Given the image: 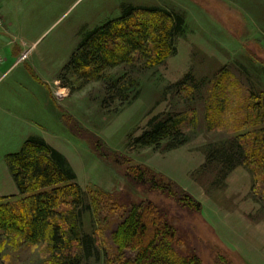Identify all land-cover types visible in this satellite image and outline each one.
Here are the masks:
<instances>
[{
	"label": "rangeland",
	"instance_id": "1",
	"mask_svg": "<svg viewBox=\"0 0 264 264\" xmlns=\"http://www.w3.org/2000/svg\"><path fill=\"white\" fill-rule=\"evenodd\" d=\"M122 5L173 11L185 27L163 65L109 71L108 77L130 71L137 83L130 96L139 93L123 106L103 107L102 82L55 77L83 34L118 17ZM0 17L8 29L0 34L29 56L0 80V196L16 194L6 156L26 137L41 136L66 159L85 202L95 201L80 230L99 236L98 255L82 264H107L104 248L112 251L108 238L119 212L101 192L167 208L185 236L181 253L191 249L200 264H264V180L242 162L225 161L227 147L239 145L259 122L252 105L264 97V0H0ZM12 49L0 76L15 62ZM185 78L187 87L179 89ZM165 114L182 121L184 146L130 145L151 117ZM128 166H144L178 186L201 210L131 185ZM0 264L54 263L46 245L0 233Z\"/></svg>",
	"mask_w": 264,
	"mask_h": 264
},
{
	"label": "trees",
	"instance_id": "2",
	"mask_svg": "<svg viewBox=\"0 0 264 264\" xmlns=\"http://www.w3.org/2000/svg\"><path fill=\"white\" fill-rule=\"evenodd\" d=\"M184 27V19L173 11L122 5L118 17L83 34L58 79L72 75L83 85L102 82L103 107L115 101L122 106L128 104L139 93L137 90L130 96L137 87L132 73L127 70L108 77L109 71L123 66L146 70L163 65L175 54V39L183 34ZM189 79L179 82L178 88H186ZM254 99L252 112L258 125L249 129L239 145L227 147L231 153L225 161L228 165L242 162L263 182L264 126L259 125L264 122V97ZM188 140L182 121L165 114L151 117L130 145L153 149L164 145L172 150ZM96 152L109 160L107 154ZM5 162L16 194L0 196V233L20 238L28 246L46 245L54 264H82L96 257L99 236L80 230L82 215L92 211L95 201L92 198L90 203L85 202L66 159L42 138L32 136L18 152L7 155ZM126 171L130 178L126 174L124 177L131 185L150 187L188 210H201L188 193L148 168L128 166ZM101 194L119 212L108 238L111 254L104 248L107 264H200L191 249L181 253L185 236L174 226L167 208L147 200H121L120 196Z\"/></svg>",
	"mask_w": 264,
	"mask_h": 264
},
{
	"label": "crops",
	"instance_id": "3",
	"mask_svg": "<svg viewBox=\"0 0 264 264\" xmlns=\"http://www.w3.org/2000/svg\"><path fill=\"white\" fill-rule=\"evenodd\" d=\"M8 32V29L7 27H4V22L2 20V18L0 17V32ZM3 35L0 34V71H1V68L3 65H5L7 62H8V59L9 58H6V54H5V51H9V49L11 48V46H13V49L11 50L12 52V55H14V60L15 62L0 76V80L4 78V76L9 72V71H12L11 69L14 68L16 65H19L17 64V59H18V55L22 52V50L17 46L16 47V44L12 45L11 43L12 42H9L7 39H5V37L3 38L2 37ZM4 39V41L2 40ZM29 57V56H28ZM28 59V58H27ZM58 77V74L56 75L55 78ZM53 79V84L57 83V80L56 79ZM32 136H35V135H30L28 137L25 138L24 142L29 138V137H32ZM36 137H40L42 138L41 136H37ZM43 139V138H42ZM44 140V139H43ZM45 141V140H44ZM23 142V143H24ZM22 143V144H23Z\"/></svg>",
	"mask_w": 264,
	"mask_h": 264
},
{
	"label": "built area",
	"instance_id": "4",
	"mask_svg": "<svg viewBox=\"0 0 264 264\" xmlns=\"http://www.w3.org/2000/svg\"><path fill=\"white\" fill-rule=\"evenodd\" d=\"M26 59V54H22L21 57L19 58L18 62H22Z\"/></svg>",
	"mask_w": 264,
	"mask_h": 264
}]
</instances>
